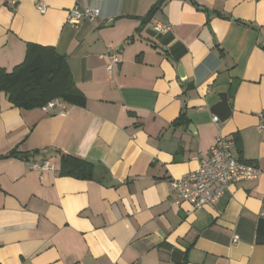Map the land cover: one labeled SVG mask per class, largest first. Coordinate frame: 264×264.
I'll return each mask as SVG.
<instances>
[{
	"label": "crops",
	"instance_id": "0c3cea01",
	"mask_svg": "<svg viewBox=\"0 0 264 264\" xmlns=\"http://www.w3.org/2000/svg\"><path fill=\"white\" fill-rule=\"evenodd\" d=\"M43 1L0 0V68L53 46L87 104L25 109L1 92L0 264H264V0H165L147 23L159 0ZM75 5L101 15L73 27ZM219 134L258 179L175 203L171 180ZM60 151L93 178L61 174ZM47 159L55 172L31 169Z\"/></svg>",
	"mask_w": 264,
	"mask_h": 264
},
{
	"label": "trees",
	"instance_id": "16d2710c",
	"mask_svg": "<svg viewBox=\"0 0 264 264\" xmlns=\"http://www.w3.org/2000/svg\"><path fill=\"white\" fill-rule=\"evenodd\" d=\"M165 0H159L144 22L150 21L154 12ZM0 91L8 95L15 106L43 108L50 101L59 99L66 104L84 107L87 97L77 86L67 57L53 46L29 43L22 63L11 71L0 68ZM184 114L175 121L183 124ZM61 174L78 179H91L96 164L79 156L60 151Z\"/></svg>",
	"mask_w": 264,
	"mask_h": 264
},
{
	"label": "built area",
	"instance_id": "2783aa9c",
	"mask_svg": "<svg viewBox=\"0 0 264 264\" xmlns=\"http://www.w3.org/2000/svg\"><path fill=\"white\" fill-rule=\"evenodd\" d=\"M39 11L44 13L47 5L43 0H34ZM101 15L97 8H82L75 5L68 11L67 23L73 27H77L83 20H94ZM156 31L166 32L169 30L167 26L153 25ZM108 56L110 64L109 71L112 66L120 62L117 54L101 55V57ZM1 95V91H0ZM64 110L66 103L56 99L50 101L44 106V109L50 111L54 108ZM259 131L264 130V109L258 114ZM213 121L219 123L218 116H213ZM232 144L223 134H219L215 143L209 149L207 155L203 156L199 161V166L195 171L187 173L179 178L171 180V186L174 192V202L181 204L187 202L193 206L194 209H200L205 206L214 205L218 199L224 194L230 185L241 182H251L258 179L261 174L259 165L255 162H247L236 156L231 151ZM31 169L40 172L56 171V167L47 159L40 162H33ZM238 240L236 236L234 242Z\"/></svg>",
	"mask_w": 264,
	"mask_h": 264
},
{
	"label": "water",
	"instance_id": "95a60500",
	"mask_svg": "<svg viewBox=\"0 0 264 264\" xmlns=\"http://www.w3.org/2000/svg\"><path fill=\"white\" fill-rule=\"evenodd\" d=\"M179 71H180V74H181V76H182V75H183V72H182L181 68H180V70H179ZM24 157H26V158H27V157H28V155H24Z\"/></svg>",
	"mask_w": 264,
	"mask_h": 264
}]
</instances>
